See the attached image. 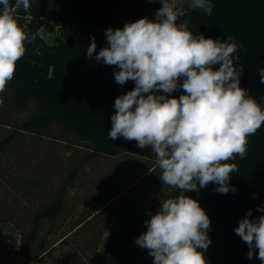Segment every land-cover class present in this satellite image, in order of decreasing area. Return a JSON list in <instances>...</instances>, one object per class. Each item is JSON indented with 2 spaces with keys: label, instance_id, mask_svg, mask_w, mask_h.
<instances>
[{
  "label": "trees",
  "instance_id": "obj_1",
  "mask_svg": "<svg viewBox=\"0 0 264 264\" xmlns=\"http://www.w3.org/2000/svg\"><path fill=\"white\" fill-rule=\"evenodd\" d=\"M14 2L10 0L11 4ZM210 3L213 8L208 15L201 9L189 8L188 0H182L186 15L178 23L186 20L194 36L203 34L221 42L231 36V42L240 45L233 54L235 67L243 69L240 86L248 89L264 108V84L260 83L258 71L264 68V0H210ZM30 4L27 12L18 9L15 19L36 39L26 43L25 55L17 62L7 92L0 94V123L32 106L36 108L13 133L0 138V223L12 224L18 230V233L0 231V264L43 263L50 237L60 232L79 201L69 193L76 186L87 190L83 199L86 205L104 206L107 216L115 215L118 224L109 230V222L99 213L76 222L69 232L62 234L61 243L66 249L58 264H153L147 249L141 248L135 240L147 230L145 221L159 210L160 202L182 194L178 189L162 199L150 200L128 216L125 209L120 212L115 202L127 187L121 184L123 182L116 183L113 177L101 182L96 178L81 181L82 172L89 166V156L84 163L71 167L57 186L47 180L42 183L38 177L7 178L9 172L2 171L7 157L23 151L21 142L26 136L57 134L86 144L91 149V158L116 157L125 152L146 157L148 164L144 174L134 178L129 188L146 176L148 180H160L161 171L151 149H141L135 141L123 137L116 140L108 137L115 99L132 90L134 82L130 80L119 87L114 79V72L119 70L116 66L104 65L87 56L93 36L98 53L107 46L105 30L123 28L127 22L146 17L147 2L30 0ZM2 8L0 5V11ZM53 20L61 25L56 29L55 41L50 44L39 30L44 27L54 32ZM182 94V89L176 91L177 98ZM54 128H58L55 134ZM228 163L238 168L229 181V187L236 190L221 194L214 191L218 185L210 183L200 189L196 199L211 220L208 236L212 243L204 253L205 259L208 264H261L255 256L251 260L247 258L248 246L234 229L249 210H252L250 219L264 215L257 211L264 207V125L248 137L245 157L237 156ZM20 181L22 185L17 184Z\"/></svg>",
  "mask_w": 264,
  "mask_h": 264
},
{
  "label": "clouds",
  "instance_id": "obj_2",
  "mask_svg": "<svg viewBox=\"0 0 264 264\" xmlns=\"http://www.w3.org/2000/svg\"><path fill=\"white\" fill-rule=\"evenodd\" d=\"M159 2L162 6L154 19L144 17L123 28L106 29L107 46L98 53L93 36L87 56L116 66L117 84L131 80L135 85L115 99L108 137H123L141 149H151L160 181L182 193L160 202L135 243L147 249L153 264H208L204 253L212 243L211 220L198 200L183 193L210 183L218 185L214 191L221 194L236 190L229 181L238 168L228 161L245 157L248 137L264 125V108L240 86L243 69L235 67L233 57L240 45L231 42V36L224 42L194 36L186 20L178 23L186 15L182 6ZM0 5L3 93L25 55L26 43L36 37H30L15 19L18 9H30V0L14 4L0 0ZM188 7L211 15L213 5L210 0H188ZM258 71L264 84V68ZM179 89L184 94L170 95ZM257 211L264 212V207ZM251 216L249 210L234 231L248 246L247 258L255 256L264 264V215Z\"/></svg>",
  "mask_w": 264,
  "mask_h": 264
},
{
  "label": "rangeland",
  "instance_id": "obj_3",
  "mask_svg": "<svg viewBox=\"0 0 264 264\" xmlns=\"http://www.w3.org/2000/svg\"><path fill=\"white\" fill-rule=\"evenodd\" d=\"M146 2V17L154 19L157 9L162 5L159 0H154V2L153 0H146ZM169 2L181 6L182 0H169ZM52 23L55 26L54 32L44 27L39 30L40 35L50 44L55 41L57 35L56 29L61 25L60 22L55 20H53ZM8 84L5 91L0 94L4 95L7 92ZM124 85L118 84L119 87H123ZM170 95L176 97V92ZM35 112L36 108L32 106L31 109L16 115L14 118L4 119L2 123H0V138L9 136L23 120ZM54 130L52 131L55 134L58 128H54ZM17 141H19V139ZM21 143L23 145V151L12 157H7L6 161L2 163V171L7 174L9 172L7 178L16 177L20 180L23 178L38 177V180H41L42 183H45V180H47L57 186L60 185L61 180L68 174L71 167H74L76 164L84 163L89 156V161H87L89 166L82 172L81 181H93V178H96L98 182H101L107 177H113L116 183L123 182L121 184L127 187L124 192L120 193L115 202L120 212L123 213L125 209L128 216L130 214L133 215L135 211H139L141 207L151 202L150 200H154V198L162 199L166 194L175 189L168 185H164L160 180L152 181L151 178L148 180L147 176L140 183H132L130 186L134 185L130 188L128 187L129 183L133 182L132 180L134 178L144 174L148 160L142 155L125 152L116 157L99 156L97 158H91V149L86 144L78 142L71 136L68 139L60 137L57 134L28 135L26 136V140ZM22 183L23 181H20L17 184L22 185ZM14 192L16 193L17 190L14 189ZM69 193L70 197L77 196L79 201L75 205L72 214L68 216L67 220L62 224L60 232L50 237L48 244L49 248L42 264H58L66 249L61 243L62 234L69 232L76 222L93 213H99L98 215L101 216L102 219L109 222V230L117 227L118 220L116 216L112 215L108 217L104 206H88L83 202V199L85 200L88 194L86 189L76 186L72 188ZM200 193L201 191L198 190L187 195L191 196L193 199H197ZM69 200L72 199L70 198ZM0 231L18 233V230L12 224L0 223ZM107 234L108 232L105 236ZM19 256L20 259L23 258L22 251H20Z\"/></svg>",
  "mask_w": 264,
  "mask_h": 264
}]
</instances>
